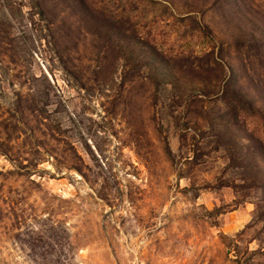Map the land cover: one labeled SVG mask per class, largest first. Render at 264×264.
<instances>
[{
    "label": "rangeland",
    "instance_id": "1",
    "mask_svg": "<svg viewBox=\"0 0 264 264\" xmlns=\"http://www.w3.org/2000/svg\"><path fill=\"white\" fill-rule=\"evenodd\" d=\"M0 264H264V0H0Z\"/></svg>",
    "mask_w": 264,
    "mask_h": 264
}]
</instances>
